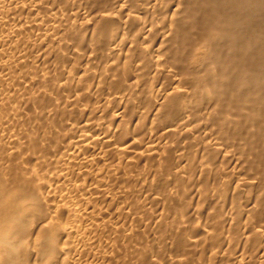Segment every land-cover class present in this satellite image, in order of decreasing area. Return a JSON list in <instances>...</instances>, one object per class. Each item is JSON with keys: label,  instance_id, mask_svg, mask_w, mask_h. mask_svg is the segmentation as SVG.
<instances>
[{"label": "bare ground", "instance_id": "bare-ground-1", "mask_svg": "<svg viewBox=\"0 0 264 264\" xmlns=\"http://www.w3.org/2000/svg\"><path fill=\"white\" fill-rule=\"evenodd\" d=\"M164 260L264 264V0H0V264Z\"/></svg>", "mask_w": 264, "mask_h": 264}, {"label": "rangeland", "instance_id": "rangeland-1", "mask_svg": "<svg viewBox=\"0 0 264 264\" xmlns=\"http://www.w3.org/2000/svg\"><path fill=\"white\" fill-rule=\"evenodd\" d=\"M21 47H22V46H21ZM21 47H20V48H21ZM20 48H18V50H21ZM24 49H25V48L22 47V50H24ZM22 50L20 51V53L23 52ZM25 50H28V51H29V49H25ZM28 51H27V52H28ZM27 52L25 51V52L21 53V55H23L24 53H27ZM28 53H29L31 56L33 55V53L31 52V53H32V54H31L30 51H29ZM37 53H38V52H36V53H34V54H37ZM24 55H25V54H24ZM30 55H29V56H30ZM31 56L29 57V59L32 58V59L34 60L35 58H33V56H32V57H31ZM34 56H36V55H34ZM82 58H83V57H82ZM82 58H80L79 61H78V64H79V65H84V64L86 63V60H85V59L83 60ZM80 60H81V61H80ZM80 62H81V63H80ZM84 62H85V63H84ZM31 63H32V62H31ZM47 66L49 67V65H47ZM52 66H53V65H52ZM52 66H51L52 69H51V68H50V69H51V70H54L55 67H52ZM31 68L34 70L33 67H31ZM35 69H36V68H35ZM21 81H22V80H17V82H21ZM8 82H10V81L7 80V82H6L5 84H6V85H9ZM21 83H22V84L19 83L20 85H17V87H18L19 89H22V85L24 84L23 82H21ZM150 85H151V84H149V86H150ZM154 85H155V83H154ZM23 86H25V85H23ZM149 86H147V88L144 87V88H145V91H144V88H143V89H141L140 92L138 91V93L134 94V95L132 96L133 98H132V97L130 98V102H132V104H131L130 102H129V104H130L132 107L135 106V105H137V107H138V106H140V103H143V104H141V106H140V107H142V105L145 106V105L148 103V101H149V102H150V101L152 102L153 100L156 101V97H154L155 94H156V86H155L154 88H153V86H150L151 88H150ZM35 87H36V88H35ZM35 87H31V88H30V91H31V90H32V91H33V90H36V89H37V85H36ZM22 90H23V89H22ZM142 90H143V91H142ZM150 90H151V91H150ZM22 92H23V91H22ZM141 92H142V93H141ZM145 92H146V93H145ZM139 93H140V94H139ZM143 93H145V94H143ZM148 93H149V94H148ZM153 93H154V94H153ZM65 94H66V92H64V94H63V92H62V93L60 94V96L57 97V98H58V101H59V99L62 100V101H60V103L65 102V99L68 97L67 94H66V95H65ZM58 95H59V94H58ZM136 95H137V96H136ZM138 95H139V96H138ZM146 95H147V96H146ZM150 95H152V96H150ZM54 96H55V95H54ZM63 96H64V97H63ZM149 96H150V97H149ZM61 97H62V98H61ZM144 97H145V98H144ZM55 98H56V97H55ZM57 98H56V99H57ZM137 98H138V99H137ZM142 98H144L145 101H144ZM146 98H147V99H146ZM154 98H155V99H154ZM97 99H99V98H97ZM139 99H140V100H139ZM151 99H152V100H151ZM100 100H101V99H100ZM147 100H148V101H147ZM103 101H104V100L100 101L101 103H99V102H98V103L103 105V104H105ZM154 101H153V102H154ZM146 102H147V103H146ZM134 103H135V104H134ZM62 104H63V103H62ZM115 104H116V103H115ZM133 104H134V105H133ZM106 105H108V104H106ZM113 106H114V105H113ZM131 106H130V108H132ZM144 106H143V107H144ZM146 107H147V106H146ZM138 108H139V107H138ZM144 109H145V107H144ZM145 110H146V109H145ZM94 112H97V111L95 110ZM77 113H78V112H77ZM79 113H80V112H79ZM79 113H78V114H79ZM80 114H81V113H80ZM96 114H97V113H96ZM126 115H127L128 117L130 116V114H129V115L126 114ZM78 117H79V116H78ZM128 117L126 118V120L128 119ZM45 126H46V127H44V128H45L46 130H48L47 133H48L50 130H51V131L54 130V128H53V129H50V128H49L50 125H48V124L45 125ZM47 128H49V129H47ZM46 130H45V131H46ZM45 134H46V132H45ZM54 134H55V132L53 131L51 136H50V133H49V135L46 134V136H49V139H51V137H52L51 140H52V141H56V140H55V137L53 136ZM58 134L62 135L61 133H58ZM53 137H54V138H53ZM47 138H48V137H47ZM113 176L115 177L114 179L116 180V182H117V180H120L119 178L117 179V177H116L115 175H113ZM113 176H112V177H113ZM118 176H119V175H118ZM112 177H111V178H112ZM112 179H113V178H112ZM111 182H112L111 180L108 181V186H107V188H109V187H110V188L113 187L114 190H113L112 188H111V189L113 190V192H114L113 194H114V195L111 194V193H112V190H111L110 188H109L110 190H109V189H107V190H109V194H110L111 196L113 195V196H115V197H117V198H119V197H118V196H119L118 194L121 193L120 191H122V193H123L124 189L127 190V189L125 188L126 186H127V188L130 187V186L128 187V185L125 184V182L121 183L120 181H118V182H120V183L117 182V184L115 183L114 180H113L112 183H111ZM113 183H115L116 185L113 184ZM118 184H119V185H118ZM121 184H122V186H121ZM116 186H119V187H116ZM121 188H122V189H121ZM116 189H117V190H116ZM118 189H120V190H118ZM137 189H138V188H137ZM115 190H116V191H115ZM110 191H111V193H110ZM139 191H140V187H139ZM118 192H120V193H118ZM137 192H138V190H136V193H137ZM115 193H116V195H115ZM122 193H121V194H122ZM137 194H138V193H137ZM139 195H140V192H139L138 196H139ZM142 195H143V196H142ZM142 195H140V197H139V198L141 199V201L145 198V197H144L145 194H142ZM142 197H144V198H142ZM142 202H143V201H142ZM151 208L154 210L153 207H151ZM156 208H157V207H156ZM152 209H151V210H152ZM109 216H110V215H109ZM146 228H147V230H146ZM146 228H145V226H144V227L141 229V231L143 230L141 237L144 236V238H140L139 236H140L141 233H140V234L138 233V234H137V235H138V236H137V239L140 238V240H139V239L137 240L136 237H135V239H134L135 241L137 240V243H139V241H140L139 246H140L141 244H143V245H141V247H142V246H145V245L147 246V245H149V244L154 243V242H153V241H154V240H153V239H154V236L152 235V234L154 233L153 230L151 229V231L153 232V233H152L151 231H149L150 228H149V229H148V227H146ZM144 229H145V231H146L147 233L144 231ZM141 231H140V232H141ZM148 233H149V234H148ZM145 234H146L147 236L149 235L150 237H149V236L146 237ZM135 236H136V235H135ZM151 237H153V238H151ZM145 238H146V240H145ZM150 238H151V239H150ZM147 239H149V240H147ZM142 240H143V241L145 240L146 242L144 241V242H145V243H144ZM147 241H149V242L151 241L152 243L147 244V243H148ZM162 242H164V241H162ZM164 244H165V243H164ZM162 245H163V244H162ZM165 245H166V244H165ZM159 246H161V245H159ZM166 246H167V245H166ZM161 247H162V246H161ZM162 249H163V247H162ZM163 250H164V249H163ZM170 255H171V254H170ZM163 262H164V264H167L168 262H169L168 264H171L170 261H165V260H164ZM165 262H166V263H165ZM162 264H163V263H162Z\"/></svg>", "mask_w": 264, "mask_h": 264}]
</instances>
